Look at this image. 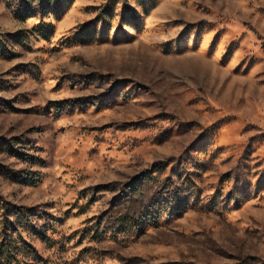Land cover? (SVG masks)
<instances>
[{
    "label": "rangeland",
    "instance_id": "1",
    "mask_svg": "<svg viewBox=\"0 0 264 264\" xmlns=\"http://www.w3.org/2000/svg\"><path fill=\"white\" fill-rule=\"evenodd\" d=\"M0 35V220L50 264H264V0H0Z\"/></svg>",
    "mask_w": 264,
    "mask_h": 264
},
{
    "label": "trees",
    "instance_id": "2",
    "mask_svg": "<svg viewBox=\"0 0 264 264\" xmlns=\"http://www.w3.org/2000/svg\"><path fill=\"white\" fill-rule=\"evenodd\" d=\"M33 1L39 2L44 8H50L53 4V0ZM25 9L29 11L28 15H33L36 13L37 7L26 6ZM48 25L52 26L48 23L39 24L41 33L46 31ZM25 217L15 216L14 220L6 217L0 220V264H50L36 246L23 235ZM32 228L37 233L40 232L34 226Z\"/></svg>",
    "mask_w": 264,
    "mask_h": 264
}]
</instances>
